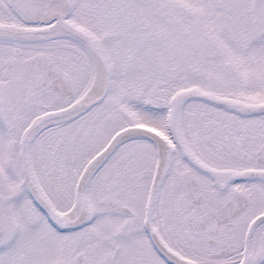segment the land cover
I'll return each mask as SVG.
<instances>
[{
	"label": "snow or ice",
	"instance_id": "6c2138e0",
	"mask_svg": "<svg viewBox=\"0 0 264 264\" xmlns=\"http://www.w3.org/2000/svg\"><path fill=\"white\" fill-rule=\"evenodd\" d=\"M0 264H264V0H0Z\"/></svg>",
	"mask_w": 264,
	"mask_h": 264
}]
</instances>
